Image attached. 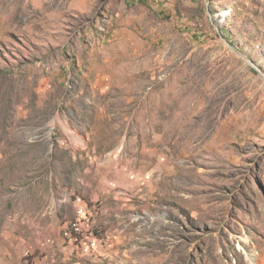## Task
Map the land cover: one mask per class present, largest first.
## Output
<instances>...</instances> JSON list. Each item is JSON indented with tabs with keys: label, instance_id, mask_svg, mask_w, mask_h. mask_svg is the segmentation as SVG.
Masks as SVG:
<instances>
[{
	"label": "rangeland",
	"instance_id": "1",
	"mask_svg": "<svg viewBox=\"0 0 264 264\" xmlns=\"http://www.w3.org/2000/svg\"><path fill=\"white\" fill-rule=\"evenodd\" d=\"M7 239L264 264V0H0V264L40 263Z\"/></svg>",
	"mask_w": 264,
	"mask_h": 264
},
{
	"label": "crops",
	"instance_id": "2",
	"mask_svg": "<svg viewBox=\"0 0 264 264\" xmlns=\"http://www.w3.org/2000/svg\"><path fill=\"white\" fill-rule=\"evenodd\" d=\"M7 240L12 241L9 251L12 253V255H14V258H20L22 257L23 252L27 254V252L29 251L31 253V257H34L35 260L40 262L39 264L45 263V255L47 253L44 247L45 240L42 239H7ZM54 240H60V244L58 246L55 244L54 246V254L55 255L57 253L60 254L62 252L61 240L63 239L62 237L57 238V234H55ZM41 243L43 245H41ZM23 244H25V246H23ZM57 250L58 252H56Z\"/></svg>",
	"mask_w": 264,
	"mask_h": 264
},
{
	"label": "bare ground",
	"instance_id": "3",
	"mask_svg": "<svg viewBox=\"0 0 264 264\" xmlns=\"http://www.w3.org/2000/svg\"><path fill=\"white\" fill-rule=\"evenodd\" d=\"M83 217L85 219H87V212L86 209H83V212L81 209L78 210L77 212V223L75 224V226L73 227L72 232L75 234L81 233L83 232V228H84V224L85 221L83 219ZM68 236H70V233L67 234ZM243 247L241 246L240 249H242ZM243 253L245 254L246 258L248 259L250 264H257V259L255 258L254 254H252L251 252L242 249Z\"/></svg>",
	"mask_w": 264,
	"mask_h": 264
},
{
	"label": "built area",
	"instance_id": "4",
	"mask_svg": "<svg viewBox=\"0 0 264 264\" xmlns=\"http://www.w3.org/2000/svg\"><path fill=\"white\" fill-rule=\"evenodd\" d=\"M82 212H83V208H81ZM84 221L86 220L84 217H83Z\"/></svg>",
	"mask_w": 264,
	"mask_h": 264
}]
</instances>
